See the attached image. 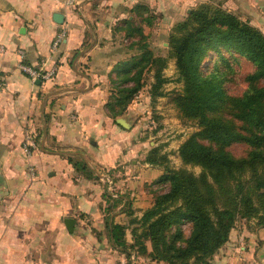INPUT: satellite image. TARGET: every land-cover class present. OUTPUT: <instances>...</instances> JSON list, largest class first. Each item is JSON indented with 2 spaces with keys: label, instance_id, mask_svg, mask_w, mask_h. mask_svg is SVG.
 I'll return each instance as SVG.
<instances>
[{
  "label": "crops",
  "instance_id": "0c3cea01",
  "mask_svg": "<svg viewBox=\"0 0 264 264\" xmlns=\"http://www.w3.org/2000/svg\"><path fill=\"white\" fill-rule=\"evenodd\" d=\"M66 1L0 0V264H125L112 246L108 251L103 245L107 182L122 201L117 208L125 202L130 207L134 190L163 173L160 164L146 161L148 152L157 147L169 158L165 143L150 140L153 133H141L137 123L123 127L107 108L117 65L131 56L116 32L133 18L132 7L152 0ZM219 2L264 28V0ZM55 12L63 15L62 23L53 20ZM60 31L64 37L51 53ZM18 48L30 66L51 56L54 77L32 80L21 72ZM27 134L36 143L29 160L21 150ZM68 156L84 160L92 176L76 170ZM116 216L111 218L117 222ZM65 218L74 219L71 232ZM233 249L228 243L219 250L233 255ZM226 256L210 264H249Z\"/></svg>",
  "mask_w": 264,
  "mask_h": 264
},
{
  "label": "trees",
  "instance_id": "16d2710c",
  "mask_svg": "<svg viewBox=\"0 0 264 264\" xmlns=\"http://www.w3.org/2000/svg\"><path fill=\"white\" fill-rule=\"evenodd\" d=\"M148 10L147 5L138 3L131 9L133 18L123 21L126 36L139 35L129 45L141 51L117 65L120 73L113 81L115 91L107 103L112 118L123 113L142 87L145 66L157 65L152 95L161 94L158 90L166 81L161 74L165 59L154 57L145 41L143 25H152ZM135 15H139L138 22ZM168 39L182 84L172 101L182 117L197 127L180 143L177 152L184 165L198 166L200 171L195 174L186 168L174 169L165 154L152 148L146 161L162 166L157 182L167 181L168 190L155 194L153 204L141 217L130 219L129 223L138 226L131 228L132 241L127 243V227L114 221L110 211L121 199H113L105 189L104 223L111 245L128 260L141 254L153 262L210 264L228 240L237 217L255 218L256 225L264 228V33L221 3L208 1L191 8L186 18L173 26ZM209 51L226 65L229 61L225 54L239 55L252 64V72L243 77L246 87L241 93H230L225 84L233 80L229 67L215 65L206 73L202 70ZM130 80L133 85L120 86ZM235 143L246 146L240 156L229 150ZM67 159L76 170L92 176L84 160L72 156ZM127 206L125 202L121 210L131 213ZM184 221L191 223L187 238L179 227Z\"/></svg>",
  "mask_w": 264,
  "mask_h": 264
},
{
  "label": "rangeland",
  "instance_id": "374dc122",
  "mask_svg": "<svg viewBox=\"0 0 264 264\" xmlns=\"http://www.w3.org/2000/svg\"><path fill=\"white\" fill-rule=\"evenodd\" d=\"M210 1L214 4L219 2V0ZM146 3L149 7L147 12L148 16L152 15V25H145L143 28L144 33L147 35L145 41H147V48L154 57L165 59L164 66L161 68V74L166 81L161 84L158 90L161 94L152 95V85L155 82L154 71L157 65H153L152 68H147L149 66H145L140 79L142 87L133 95L132 100L127 103L123 113L118 117L123 118L126 122H132L133 124L137 123L141 133L145 131L153 133L154 135L152 136L154 137L150 139L151 141H154L153 139L156 137L157 142L160 143L161 141L165 143L167 146V154H169V158H167L168 163L172 168H186L197 174L200 168L198 166L184 165L177 152L180 143L191 133L196 131L197 127L192 120L182 117L181 111L172 101L173 95L181 92L182 84L178 81L175 58L172 55L168 37L173 26L186 18L187 13L190 11L187 9H191L202 2H190L187 0H152ZM134 19L138 22L139 15H135ZM258 29L264 33V28L261 29L258 27ZM116 35V41L120 42L119 45H121V48L126 47V45L129 46V55H138L140 53L141 50H139L136 45H129L132 44V41H135L139 35L134 33L133 36H126V31L122 30L117 31ZM225 56L229 61L227 65L221 61L213 51H209L207 57L202 62V70L206 73L214 68L215 65L219 66L221 69L229 67V69H231L230 75H232L233 80L231 79V82L228 81L225 84L228 85L230 93L239 94L246 87L243 77L246 73L252 72L253 66L247 59L239 55L230 56L225 54ZM131 85H133V82L130 80L123 82L120 86L126 87ZM112 93H114V91H112ZM133 105H135V107H133ZM149 145V139L147 138L145 143H143V148L145 150L149 149ZM229 150L234 155L240 156L246 151V146L242 143H235L229 147ZM107 185L111 194H118L115 187L111 186L108 182ZM167 190V181L157 182L156 179L150 180L134 190L136 193L134 192L132 198L133 203H131L129 207L131 214L128 215L126 211H122V206L119 209L117 208L118 206L110 209L114 216H116V214L118 215L115 217L117 222L127 227L125 229V239L127 243L132 241L131 228L138 226L137 223H129L130 219L141 217L145 209L153 204L155 194L164 193ZM134 195L140 198L138 199L136 196L134 197ZM112 197L113 199L117 198L113 195ZM134 198H136V200H134ZM121 202L122 201H120L119 204H121ZM105 206H107L106 202ZM179 227L183 237L187 238L191 229V223L184 221L179 224ZM172 230H174V227H172ZM104 234L105 236L102 238L103 245H105L109 251L112 245L109 241L106 228L104 229ZM228 243H231L234 247L232 251L233 255L232 253L230 254V252L225 254L223 251L218 250L213 255L212 259H215L219 255H227L225 258L228 256L231 257V259L235 258V260L237 259V263H245L249 260V264H264V228L256 225L255 218L245 219L240 216L237 217L234 227L230 231L228 240L221 248L225 249ZM148 249H150L149 244ZM112 250L115 251L118 257L125 261V264H167L166 262L150 261L148 257L141 254L137 255L136 258L131 256L128 260L124 253L118 249H114L113 246ZM253 260H255V262H252ZM226 264H232V262L229 263L227 261Z\"/></svg>",
  "mask_w": 264,
  "mask_h": 264
},
{
  "label": "built area",
  "instance_id": "2783aa9c",
  "mask_svg": "<svg viewBox=\"0 0 264 264\" xmlns=\"http://www.w3.org/2000/svg\"><path fill=\"white\" fill-rule=\"evenodd\" d=\"M73 0L70 1H66V4H72ZM64 33L65 31H60L58 33H56V35L54 36L51 45H50V51L51 53H53L57 47L59 46L60 42L62 41L63 37H64ZM0 50H2V48H0ZM16 54L19 57V62H18V69L27 74L32 80H41V81H46L51 79L52 77H54V75L56 74V65L55 63H52L50 66H48V62L50 61V57L44 59L43 61H41L38 65L36 66H30L29 64L23 62V58L25 56L24 50L19 48L16 50ZM30 135H25L23 141L21 142V150L24 153V156L26 157V159H30L33 155L34 152V148L36 147V143L33 139H31V137H29ZM28 172L30 173V176L34 177L35 171H34V165L33 164H29L28 165Z\"/></svg>",
  "mask_w": 264,
  "mask_h": 264
},
{
  "label": "water",
  "instance_id": "95a60500",
  "mask_svg": "<svg viewBox=\"0 0 264 264\" xmlns=\"http://www.w3.org/2000/svg\"><path fill=\"white\" fill-rule=\"evenodd\" d=\"M52 18L56 23H62L63 22V15L59 12L53 13ZM116 121H117V123H119L123 127H128L127 122L123 118H117ZM64 225H65L67 231L71 232L73 230L74 219L65 218L64 219Z\"/></svg>",
  "mask_w": 264,
  "mask_h": 264
}]
</instances>
